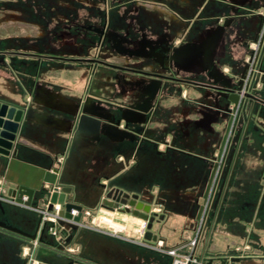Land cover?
<instances>
[{
	"label": "crops",
	"instance_id": "1",
	"mask_svg": "<svg viewBox=\"0 0 264 264\" xmlns=\"http://www.w3.org/2000/svg\"><path fill=\"white\" fill-rule=\"evenodd\" d=\"M225 2L207 0L204 6H213L208 9L211 14L217 9L226 12L231 0L229 5ZM97 3L12 0L6 5L14 11L9 13L11 18L0 16V103L24 110L13 144L16 159L0 155V196L4 198H0V222L25 234H35L40 222L36 210L48 202L50 189L58 187L61 193L66 191L65 203L82 207L79 225L59 232L61 247L77 248L78 258L72 262L67 255L57 253L56 261L49 262L45 257V261H39L41 248L51 250L40 245L35 258L41 264H170L169 256L142 244L154 243L152 238L156 237V241L164 242L165 249L181 253L194 236L198 240L193 259L199 264L210 260L221 264L224 258L226 264H231L230 259L237 260L234 264H264V142L260 136L247 135L232 180L224 189L215 186L208 211L198 222V207L209 177L207 158L222 133L219 122L196 123L201 120L197 110L200 92L188 90L193 103L185 115L176 93L168 87L160 89L157 106L144 121L128 119L129 127L143 129L145 136L130 139L94 117V106L83 102L89 93L107 96L118 92L105 82L104 71L91 79L88 65L31 55L89 56L90 47L61 43L50 36L49 30L68 20V14L96 11ZM263 5L264 0L246 1L226 30L227 58L222 73L231 82L239 79L242 65L249 59L240 49L256 38ZM3 7L0 3V12ZM167 7L170 11L165 13L175 11ZM140 13L138 21L154 32L170 31L173 26L164 15L146 16L144 10ZM36 29L41 31L34 33ZM231 44V48H240L233 53ZM257 77L254 90L264 93V54ZM134 91L129 85L125 88L128 97L134 96ZM170 131L177 135L165 152L164 143L171 142L166 135ZM54 169L56 184L49 189L43 185L48 194L36 192L29 207L6 199L7 189L14 188L16 182L37 188L44 172ZM111 188L136 194L138 201L150 205L154 221L145 231L150 239L140 237L142 220L103 208ZM24 215L29 218L22 219ZM104 216L123 224L124 229L115 231L106 224L99 227L98 220ZM49 239L45 235V242H54ZM76 240L79 245H75ZM28 244L25 239L0 231V264H25L22 251ZM243 246L248 250L244 251Z\"/></svg>",
	"mask_w": 264,
	"mask_h": 264
},
{
	"label": "flooded vegetation",
	"instance_id": "2",
	"mask_svg": "<svg viewBox=\"0 0 264 264\" xmlns=\"http://www.w3.org/2000/svg\"><path fill=\"white\" fill-rule=\"evenodd\" d=\"M100 1L104 8L103 11L97 5V10L93 12L68 14V20L59 22L58 26H54L49 31L50 36L57 37L61 43L63 41L66 44L82 43L84 46L90 47L92 53L89 56L63 57L52 53L31 55L37 58L88 65L91 79L100 71H104L106 73L105 82L118 88V92L110 93L107 96L89 93L83 102H90L94 106L92 111L94 117L106 121L112 130L130 139L138 140L145 136L143 129L130 128L127 124L128 119L144 121L147 118V113L152 112L157 106L160 89L168 87L176 93L185 115L193 103L188 90L194 88L199 91L201 97L197 110L201 115V120H197L196 123L200 125L203 122L210 124L219 122L222 125L218 144L212 155L207 158L209 167L212 164H217V174L210 194L211 201L215 186L221 184L224 189L228 186L227 183L232 180L238 155L244 147L247 135L253 133L264 138V105L254 102L249 110L243 112L241 107H235L223 99L224 96L228 97L231 94L219 83L210 80L208 76L209 71L205 65L207 41L210 39V44L214 46L211 59L216 71L224 76L231 91L237 87L244 70L247 72L248 80L250 78L259 79L257 72L260 71V62L264 54V5L261 7L263 14H258L260 23L257 36L249 43V59L243 63L239 79L231 82L218 69L217 55L222 37L232 24L233 17L239 8L237 4H240L241 0H231L228 15L220 14L211 17L197 15L195 18L193 17L194 19L181 18L180 20L175 11L171 12L167 17L173 22L170 31L164 29L158 32H154L151 27L143 26L138 21V16L142 14L140 10H144L145 6L153 7L160 13L170 11L163 0ZM212 1L217 2V0ZM206 2L207 0H200L199 12L204 11ZM134 3L137 4V7L133 8L132 15L128 16V9L134 6ZM119 8H123L122 13ZM82 14L84 15L81 16ZM134 14L135 16H133ZM209 18L213 20L215 29L213 34L204 30L206 27L203 24L205 25ZM226 22L227 24L224 26ZM223 26L224 32L218 37L219 27ZM252 43L255 47L251 48ZM185 47H187V52L183 56L171 59L178 49L182 50ZM198 49L200 52L197 51ZM143 64H145V68L142 67ZM130 80L132 82H128ZM127 85L131 89H135L134 96L128 97L125 92ZM256 93L255 90L252 92L256 98L264 102V93ZM258 120H261L262 123ZM166 135L171 142L164 143L163 151L165 152L172 147L177 133L170 131ZM158 152L162 151L158 150ZM228 154H230V159L226 165ZM222 175L226 176L225 181L224 177L223 180H218ZM230 177L231 179H229ZM112 189L115 188L109 189L106 194ZM120 199L124 198L120 197ZM209 203L203 214L207 213ZM51 249L67 255L72 262L78 257L77 254L76 257L66 254L61 246H53Z\"/></svg>",
	"mask_w": 264,
	"mask_h": 264
},
{
	"label": "water",
	"instance_id": "3",
	"mask_svg": "<svg viewBox=\"0 0 264 264\" xmlns=\"http://www.w3.org/2000/svg\"><path fill=\"white\" fill-rule=\"evenodd\" d=\"M246 1L245 0L240 4H237L238 7L242 6ZM227 22L224 26H226ZM224 26L219 27V33L218 37L221 36L224 32ZM209 42V43H208ZM213 44H210V39L207 41V49H206V56L207 59L205 60V65L207 67V70L209 71L208 76L210 80H212L214 83H219L222 88L227 89L228 93L231 94V96H224L223 99L228 101L229 103L233 104L235 107H241V110L243 112L245 110H249L250 107L254 102H258V104L264 105V102L260 100L259 98H256L252 94L254 91L255 86L258 83V79H251L248 80L247 72L244 70L238 85L236 88H234L232 91L230 89V86H228L225 82V78L222 74L218 73L216 71V68L212 62L211 59V53L213 51ZM200 52V49L197 50ZM187 52V47L181 49H178V51L175 52V55L171 57L172 58H179L183 56ZM257 94V93H256ZM259 94V93H258ZM260 96V95H259ZM228 105V104H226ZM24 113L23 109H17L13 106H8L7 104L0 103V155H3L7 158L16 159L17 156V150L14 148L13 144L15 141L16 134L19 129V123L22 119V115ZM212 160L215 158H211ZM216 165L212 164V166L209 167L210 173L207 181L206 188L204 190V193L201 197V203L198 207V215H197V221L200 222L203 216V211L206 209V206L208 205L210 201V194L212 192L214 181L216 178ZM56 169L54 170H48L44 172V175L41 179L39 187H30L27 183H22L21 181L16 182L14 185V188H9L6 191V199L9 201H13L12 204L15 205H22L29 207L32 203L33 197L36 192H40L41 194H48V189L43 188V185L48 186H54L56 184ZM232 177V175H231ZM231 177L229 179H231ZM229 185V182L227 183ZM65 194L66 191H63L60 195L54 192L52 195H50V205L54 203H59L63 206V210L60 212L61 217H65L67 219H71L75 223L80 222L81 218V211L82 207L79 205H73L69 203H65ZM3 196H0L1 199ZM26 198L24 201L23 198ZM120 197H123L124 199L121 200ZM5 202V201H4ZM120 206H123L124 208H120ZM106 207V208H105ZM52 206H49V209H51ZM103 208L107 210L117 211L119 213H131L132 216L142 220L143 222H147V229L151 228V225L154 221L153 217L150 216V205L145 204L142 201H138V196L136 194H123L122 191L118 189H112L106 194V198L103 202ZM71 210H76L78 212L77 216L71 217ZM38 224L37 230L35 234L28 235L23 232H20L16 229H13L7 225H5L3 222H0V231L8 233L10 235L25 239L27 241H33L37 237V233L39 230ZM44 229L40 231V235L38 237V241L40 245L46 246L48 248H53V245L50 243H47L44 241ZM150 235L148 233L144 234L145 239H150ZM153 241H156V237L152 238ZM237 262L235 259H230V263L234 264ZM190 264H199L197 261L192 262ZM208 264H212V260L208 262ZM221 264H226V258L223 259Z\"/></svg>",
	"mask_w": 264,
	"mask_h": 264
},
{
	"label": "rangeland",
	"instance_id": "4",
	"mask_svg": "<svg viewBox=\"0 0 264 264\" xmlns=\"http://www.w3.org/2000/svg\"><path fill=\"white\" fill-rule=\"evenodd\" d=\"M10 1L11 0H0V3L2 4V6H4L3 8L4 9H2V11L0 12V16H2V15H4V14H6L7 15V19L8 18H11V14H9L10 12H13L14 13V11H12V10H9V9H7L6 8V5L7 4H10ZM164 2H166V4L169 6H172V7H174V10H175V13H177V17L181 20V18L182 19H190V18H195L197 15H201V16H208V15H215V14H218V15H220L221 13H225L224 15H228L229 14V9L226 11V12H222L220 9H217L215 12H214V14H211L212 12H208V9L210 8V9H212V5H210L209 7H207L203 12L201 11V12H199L200 11V8H198L199 7V5H200V0H192V2H190V1H186V0H163ZM230 0H226V4H230V2H229ZM97 5H98V7L100 8V10H104V8L102 7V2L100 1V0H97ZM134 6H132L131 8H129L128 10V12H129V15L128 16H131L132 15V10H133V8H135V7H137V4H133ZM146 5V4H145ZM217 6H219V4L218 3H216L215 4V7H217ZM220 7V6H219ZM219 7H217V8H219ZM98 8V9H99ZM119 9H121V10H123V8H119ZM155 8H153V7H144V10H145V14H146V16H148V15H150V14H153V13H155V14H161V15H164V16H166V18L168 17V15L169 14H167V13H160V12H157V10H154ZM84 14H82L81 16H83ZM133 16H135V14L133 15ZM236 15H234V17H235ZM234 17H233V19H234ZM81 18H84V17H81ZM193 18V19H194ZM2 19V18H1ZM4 19V18H3ZM148 19V18H147ZM203 26H205L206 28L204 29V30H207V32L209 33V34H213V33H215V29L213 28V20L211 19V18H209L208 19V22L207 23H205V25L203 24ZM231 30V29H230ZM229 30V31H230ZM41 30L40 29H36V30H33V32L34 33H37V32H40ZM49 31H51V29L49 30ZM228 31V32H229ZM16 33H18V35H20L21 34V30H16ZM33 33V34H34ZM228 42V40L226 39V37H225V35H223V37H222V40H221V42H220V49H219V52H218V55H217V57H218V61H217V64H218V69L222 72V70L224 69V67H223V64H224V62H225V58H227V54L225 53V51H226V43ZM252 45H253V43L251 44V47H252ZM231 46H232V44L230 45V48H231ZM234 46V45H233ZM234 47H236V46H234ZM234 47H232L230 50L231 51H233V53H235L236 51L234 50V49H239V48H234ZM248 50H249V44L248 45H245L243 48L241 47V49H240V52L242 51V52H245L246 53V56L248 55ZM239 53V52H238ZM237 53V54H238ZM224 71V70H223ZM260 138L263 140V142H264V138H262L261 136H260ZM229 159H230V154H228V156L226 157V161H225V164L227 165L228 164V162H229ZM223 177H224V181L226 180V176L224 175H222V177L221 178H219L218 180H223ZM221 186V184H217V187L218 188H221L220 187ZM29 217L28 216H23L22 217V219H28ZM100 223V225H98L99 227H105V222L102 220V219H100V220H98ZM83 222L84 223H86V224H88V220L87 219H83ZM145 224H146V226H147V222H144ZM119 225H123V224H119ZM146 226H145V231L147 230V228H146ZM98 228V227H97ZM99 229V228H98ZM140 231V230H139ZM195 237V236H194ZM196 239V241L198 240V236L197 237H195ZM49 240H51V239H49ZM190 240V239H189ZM188 240V241H189ZM187 241V242H188ZM47 243H49V241L47 242ZM50 244H52V242H50ZM75 245H79V242H78V240H76L75 241ZM196 245H197V243L195 242V245L194 246H188V247H186V249L184 250V252H181V253H179V252H177V254L178 255H183V254H186V255H190V256H192V258H194L193 257V255H194V250H195V248H196ZM246 247V246H245ZM244 246H243V249H244V251H247L248 249H246ZM57 253H58V250H53V249H51V250H49V249H44V248H41L40 249V251H39V256H38V260L39 261H45L43 258L45 257L46 258V260H48L49 262H52V261H56V260H58V258H57ZM183 253V254H182ZM171 259V258H170ZM59 262V261H58ZM170 264H171V261H170Z\"/></svg>",
	"mask_w": 264,
	"mask_h": 264
},
{
	"label": "built area",
	"instance_id": "5",
	"mask_svg": "<svg viewBox=\"0 0 264 264\" xmlns=\"http://www.w3.org/2000/svg\"><path fill=\"white\" fill-rule=\"evenodd\" d=\"M46 188L49 189V186H46ZM56 192L57 194H61V190L58 187H55L54 189H50V194ZM50 199V196H49ZM48 199V202L44 205L42 209L36 210L38 214L40 215V225L39 230L37 233V237L33 241H29L28 246H25L22 251V255L26 260L25 264H41L37 259H35V253L37 248L40 246V243L38 241V237L40 235V231L44 229V234L47 235L49 238L53 239L54 242H52L53 246H61L60 245V238H59V232L61 230H70L73 226L79 225V223H75L72 218L67 219L65 217H61L59 214L63 210L62 205L59 203H54L50 205V200ZM49 206H52L51 209H49ZM71 217L77 216L78 212L76 210H71L70 212ZM86 215H89V212H85ZM94 223V221H93ZM145 226L146 224L143 222L141 228H140V237H144L145 234ZM195 237H192L185 247L188 246H194L195 245ZM146 248L158 251L162 254H166L171 258V264H190L192 262H196L190 255H178L175 249H165L164 242L162 240H157L154 243H144L142 244ZM248 249V246L245 247ZM64 251L66 254L75 255L78 254V249L73 247L66 246L64 248ZM78 258V257H77Z\"/></svg>",
	"mask_w": 264,
	"mask_h": 264
},
{
	"label": "bare ground",
	"instance_id": "6",
	"mask_svg": "<svg viewBox=\"0 0 264 264\" xmlns=\"http://www.w3.org/2000/svg\"><path fill=\"white\" fill-rule=\"evenodd\" d=\"M101 219L106 223V225L112 227L113 230H115V231H117V230L120 231V230H123V229H124L123 226H121V225H119V224H116V223L113 222L111 219H107V218H105V216L102 217ZM142 224H143V222H142Z\"/></svg>",
	"mask_w": 264,
	"mask_h": 264
}]
</instances>
